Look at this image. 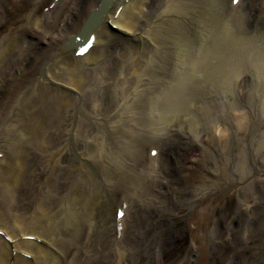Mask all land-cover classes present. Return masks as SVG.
<instances>
[{"label":"bare ground","instance_id":"6f19581e","mask_svg":"<svg viewBox=\"0 0 264 264\" xmlns=\"http://www.w3.org/2000/svg\"><path fill=\"white\" fill-rule=\"evenodd\" d=\"M26 1L0 0V264H123L167 198L171 264H264V0ZM132 203L158 220L127 233ZM222 230L242 262L210 261Z\"/></svg>","mask_w":264,"mask_h":264},{"label":"rangeland","instance_id":"374dc122","mask_svg":"<svg viewBox=\"0 0 264 264\" xmlns=\"http://www.w3.org/2000/svg\"><path fill=\"white\" fill-rule=\"evenodd\" d=\"M50 2L51 0H44L41 5L42 9H40V11L42 12V10H46L49 7L48 5L51 6ZM28 3L29 1L27 0L26 3L23 6H21V10H24V8H26ZM247 5H248V0H243L241 11L245 10ZM19 8L15 10L11 9V15L14 16V14L17 13V10H19ZM195 153H196L195 149L193 148L191 153H189L188 157L193 159L195 156ZM236 194L237 193H234V192L231 193L229 195L230 197L226 199L225 207L221 210L217 209L215 219L216 218L218 219L225 210L234 209L235 201L236 199H238V196ZM117 198H118L117 195H114L113 201H116ZM170 199L171 198L169 199L167 198L164 203L167 206L170 205L171 207V211H169L170 213L164 215V217L160 219V222H158V224L157 222L156 223L154 222L156 225L153 224L155 226H153L152 228H149L150 229L149 232L151 233V235L148 237V239H144V238L140 239L138 249L142 251L141 254L139 255L136 254L135 256L131 255V257L129 258L122 257L121 259H123L122 261L123 264H171L170 262L179 254L178 252L180 251L179 248L181 247V245L185 243V239L187 238V234L183 232V227L186 223V216H185V213L179 212L180 206L179 205L174 206V204L172 203ZM130 210H131V213L129 217L126 218V222L124 224V227H126L127 233H131L133 231L132 229H130V226L132 225L133 217H135L137 213H142V214L149 213L151 214V219H153L154 221L158 220V218L155 217V212H151V206H149V204L143 206L142 204L132 203V207ZM172 232H175L177 236L180 235L178 242H173V243H176V247L174 248V250H171L170 249L171 246H168L169 244L165 245L166 242L163 241L166 238L165 236L170 235V233ZM155 233L157 234L156 237L158 236V239L162 240L160 242H163V249H161L160 251L161 254L159 256L160 258L158 257L159 259L156 258V252H155V249H153L154 246H152V244H154V241L156 239L154 235ZM126 244L127 242L122 243V246H124L123 249L126 251L128 250L127 251L128 253L133 252V250L128 249ZM243 244H245L244 240H242L240 237L236 236L234 238L232 237L229 238L227 235V232L225 230H222L218 234L216 242H214V244L211 245L209 259L211 262H215V260L218 259V262L220 263L219 260H221L223 256L224 257L229 256L230 259L235 256L237 257V261L242 262L244 260L243 258L246 256H249V252H250L249 250L247 251L245 249L242 252H239L241 248L246 247V245H243ZM247 247H249V245ZM194 259H196V257L194 254H192L190 256V261L188 262V264H194ZM203 262L207 264L206 261H203ZM102 264H105V263H102Z\"/></svg>","mask_w":264,"mask_h":264},{"label":"water","instance_id":"95a60500","mask_svg":"<svg viewBox=\"0 0 264 264\" xmlns=\"http://www.w3.org/2000/svg\"><path fill=\"white\" fill-rule=\"evenodd\" d=\"M75 42H77V43H78V42H79V40H78V39H76V40H75ZM66 45H67V44H66ZM75 46H78V45H75Z\"/></svg>","mask_w":264,"mask_h":264}]
</instances>
